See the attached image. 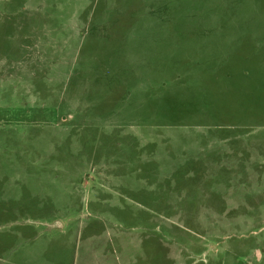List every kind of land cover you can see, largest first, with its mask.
<instances>
[{"label":"rangeland","instance_id":"1","mask_svg":"<svg viewBox=\"0 0 264 264\" xmlns=\"http://www.w3.org/2000/svg\"><path fill=\"white\" fill-rule=\"evenodd\" d=\"M0 264H264V0H0Z\"/></svg>","mask_w":264,"mask_h":264},{"label":"trees","instance_id":"2","mask_svg":"<svg viewBox=\"0 0 264 264\" xmlns=\"http://www.w3.org/2000/svg\"><path fill=\"white\" fill-rule=\"evenodd\" d=\"M231 36V35H230ZM234 37V36H232ZM233 43V41L231 42ZM237 48V47H236ZM235 48V49H236ZM258 48V47H257ZM221 52V51H220ZM255 57L258 59V57H261V55H259V51H255ZM232 52L230 53H226L225 52L223 54H219L216 52L215 55H219L220 58L214 59L215 62L214 64H208L206 62H202V63H195V66H199L200 70L202 69H209V70H215L220 68L223 63L227 60V58H229V55H231ZM193 55H191L192 57ZM184 57H174V58H170L167 61H162L159 65L158 63L155 61V63H153L154 65L157 64L156 66H154L157 69L160 68L159 73L158 74H162L163 76H165L166 80H167V84L170 82H173L174 85L176 84L178 87H183L186 84L188 85V82H186L187 80L184 79L185 75L190 71L191 67L188 64V61L186 62H182ZM196 69V70H198ZM158 70V69H157ZM163 72L165 74H163ZM178 78V79H177ZM176 81V82H175ZM197 82L198 81H194ZM190 86L192 88V91H197L199 95L196 94V96L194 98H192V96H186V91L181 90V89H170L169 92H167L165 94V100L168 101V106L166 107H160L158 110H162L164 113H166L165 115H169L170 114L173 116V120L175 122H187L186 120L192 116H200L202 107H207V106H212L211 104L214 103V98L208 94V91H210L209 89H207V93L204 92L205 89L202 88V84H197L195 83ZM166 84V85H167ZM199 85V86H197ZM200 90V91H199ZM203 93L206 95H203ZM212 93V92H211ZM200 97H204L205 101H202V99ZM193 100L195 101V106H191L188 107V103L190 104V101ZM205 104V105H203ZM194 105V104H192ZM186 106V107H183ZM184 114L185 118L182 119L181 115ZM189 116V117H187Z\"/></svg>","mask_w":264,"mask_h":264}]
</instances>
